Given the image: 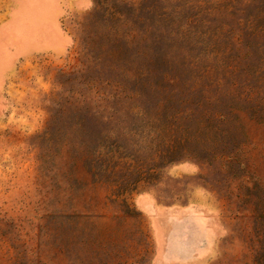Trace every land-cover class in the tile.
Instances as JSON below:
<instances>
[{
  "label": "rangeland",
  "instance_id": "1",
  "mask_svg": "<svg viewBox=\"0 0 264 264\" xmlns=\"http://www.w3.org/2000/svg\"><path fill=\"white\" fill-rule=\"evenodd\" d=\"M259 1L246 0L247 11ZM99 8L0 0V264H152L161 234L137 195L185 205L200 188L226 195L235 211L218 254L201 264H264V122L206 119L184 49L151 47L137 59L149 70L138 109L109 120L99 109L69 111L93 75L86 52L107 47ZM206 15L230 21L220 8ZM183 163L197 169L177 171Z\"/></svg>",
  "mask_w": 264,
  "mask_h": 264
},
{
  "label": "trees",
  "instance_id": "2",
  "mask_svg": "<svg viewBox=\"0 0 264 264\" xmlns=\"http://www.w3.org/2000/svg\"><path fill=\"white\" fill-rule=\"evenodd\" d=\"M94 1L105 15L107 47L86 52V72L93 75L87 95L70 102L69 111L99 109L109 120L138 109L135 92L145 88L149 70L137 59L145 60V51L152 48L166 52L180 47L190 82L203 86L199 104L209 110L203 111L206 119L226 123L247 113L264 122V0L253 13L246 0ZM121 5L128 11H120ZM219 8L229 23L205 19Z\"/></svg>",
  "mask_w": 264,
  "mask_h": 264
},
{
  "label": "crops",
  "instance_id": "3",
  "mask_svg": "<svg viewBox=\"0 0 264 264\" xmlns=\"http://www.w3.org/2000/svg\"><path fill=\"white\" fill-rule=\"evenodd\" d=\"M197 166L183 163L176 169L194 172ZM136 206L150 219L156 236L152 264H201L216 256L222 240L233 230L235 211L229 198L213 190L195 189L190 203L160 204L151 191L139 193ZM185 224L186 229H161L162 222ZM164 225V224H163ZM164 227V226H163ZM157 238V236H156Z\"/></svg>",
  "mask_w": 264,
  "mask_h": 264
}]
</instances>
